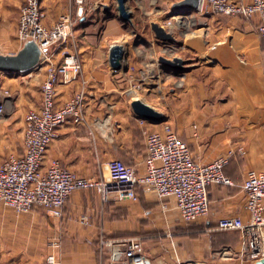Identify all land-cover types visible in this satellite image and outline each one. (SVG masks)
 <instances>
[{
	"label": "crops",
	"instance_id": "crops-1",
	"mask_svg": "<svg viewBox=\"0 0 264 264\" xmlns=\"http://www.w3.org/2000/svg\"><path fill=\"white\" fill-rule=\"evenodd\" d=\"M108 1L87 0L80 19L73 0L42 1L46 26L68 15L74 18L76 27L68 47L83 59V77L59 84L56 103L64 105L81 90L86 94V123L69 121L58 129L45 166L59 161L63 168L93 179L108 175L111 160L143 171L144 131L160 126L137 118L131 103L139 98L165 114L166 123L190 146L198 162L208 164L232 154L225 173L234 186L210 188V214L192 226L181 224L175 209L163 211L156 195L143 192L138 202L104 204L94 191H78L61 218L43 210L17 215L4 208L0 212V264H48L50 258L54 264H124L123 257L114 262L109 253L100 251L102 235L118 242L121 251L131 239L141 240L152 264H251L240 255L241 234L218 231L217 225L227 216L249 218L245 175L264 169L260 17L196 12L202 27L193 30L194 22L185 18V10L174 9L183 0H128L132 23H126L119 15L116 20L109 18L110 8L109 13L103 10V5L109 7ZM23 5L24 0H0L2 54L15 55L23 47L17 34ZM98 5L102 9L97 10ZM154 23L173 33L177 44L158 40ZM111 38L124 41L119 44L126 52L120 72L109 63L110 49L116 45L109 42ZM160 57L182 58L189 70L177 75L160 64ZM45 77L46 67L25 75L0 72V104L4 106L0 165L11 154L23 152L25 114L41 107ZM82 214L89 215L90 226L78 222Z\"/></svg>",
	"mask_w": 264,
	"mask_h": 264
},
{
	"label": "built area",
	"instance_id": "built-area-1",
	"mask_svg": "<svg viewBox=\"0 0 264 264\" xmlns=\"http://www.w3.org/2000/svg\"><path fill=\"white\" fill-rule=\"evenodd\" d=\"M42 1L24 0L17 34L22 44L31 39L41 51L49 49L43 52L41 62V67H46L41 85L43 99L39 109L25 114L23 152L11 154L0 165V212L7 208L22 215L43 210L61 218L67 202L78 191H94L104 204L138 202L143 192L156 195L162 201L163 211L175 209L183 223L196 224L207 219L210 188L234 186V181L225 173L232 154L220 156L208 164L200 163L190 146L168 123L159 125V130L144 131L146 155L141 172L120 160L107 164L108 175L102 179L81 177L63 168L59 161L45 166L48 147L57 138L58 129L69 121L75 125L86 123V94L81 90L64 105L56 103L59 84H69L83 77V61L77 52L68 49H63L59 55L56 53L55 47L63 46L72 38L76 21L68 15L53 26H46ZM86 3L87 0H73L77 19L83 17ZM204 9L227 17L259 16L261 22L257 30L264 51V0H252L250 4L243 0H202L201 10ZM3 112L4 106L0 104V115ZM243 190L249 218H221L217 229L239 232L242 237L240 255L255 264L264 259V169L247 171ZM77 220L82 226H90L88 214L80 215ZM99 246L114 262L123 257L124 264H152L139 239H131L121 251L118 242L108 241L102 235ZM48 264L54 261L50 258Z\"/></svg>",
	"mask_w": 264,
	"mask_h": 264
},
{
	"label": "water",
	"instance_id": "water-1",
	"mask_svg": "<svg viewBox=\"0 0 264 264\" xmlns=\"http://www.w3.org/2000/svg\"><path fill=\"white\" fill-rule=\"evenodd\" d=\"M117 11L122 21L126 23H132V13L129 11L127 2L128 0H116ZM202 0H183L174 5V9L177 11L188 10L185 15L189 16L192 12L201 11ZM104 10L109 13V7L103 5ZM152 29L155 32L156 38L168 44H177V39L165 27L159 24H152ZM49 49L41 51L38 45L31 39L27 40L22 49L15 55H5L0 53V72L29 74L32 71L41 67L43 60V52L47 53ZM126 58V52L122 45H113L110 49L109 63L111 68L120 72L124 70V61ZM160 64L168 69L175 71L177 75L182 76L189 69L186 61L182 58L175 57L172 60L166 57L159 58ZM126 70V69H125ZM131 108L139 120L145 121L152 125H161L167 122V118L164 113L156 110L152 106L143 102L141 99H134L131 103ZM255 264H264V259L258 260Z\"/></svg>",
	"mask_w": 264,
	"mask_h": 264
},
{
	"label": "rangeland",
	"instance_id": "rangeland-1",
	"mask_svg": "<svg viewBox=\"0 0 264 264\" xmlns=\"http://www.w3.org/2000/svg\"><path fill=\"white\" fill-rule=\"evenodd\" d=\"M116 0H109L108 1V5H109V8H110V19L111 20H116V16H118L119 15V13H118V11H117V7H116ZM127 5H129L128 4V2H127ZM96 9L97 10H100V9H102V7H101V5H98V6H96ZM103 10H104V8H103ZM184 13H187L188 12V10H185V11H183ZM193 13H196V12H192V14H191V16H187V15H185V16H187V17H185L186 19H188L189 21H192V22H194V25H192V27H190V29H193V30H196V29H198V28H200V27H202V25L201 24H198V22H197V20H198V18H197V14H193ZM199 13H201V14H210L211 12H209L208 10H206V9H204V10H201V11H199ZM176 14L177 13H175V16H176ZM211 14H213V13H211ZM178 15V14H177ZM177 17V16H176ZM175 18V17H174ZM167 29V28H166ZM75 31V30H74ZM133 39V38H132ZM131 39V40H132ZM109 42H111V43H115V44H122V42H124L123 41V39H120L119 40V38L118 39H113V38H111L110 40H109ZM121 42V43H120ZM68 45H69V41H68V43H66V44H64L63 46H57V47H55V51H56V53L59 55V53L63 50V49H68L69 51H70V49H69V47H68ZM57 58V57H56ZM81 58V57H80ZM83 60V59H82ZM3 117L4 116H2V117H0V120H2L3 119ZM95 196H93V198H94ZM97 202H98V204L100 205L101 204V202H100V200L97 198ZM102 205V204H101ZM103 206V205H102ZM39 211H41V210H39ZM47 220H48V223H50L49 221H50V219L49 218H47ZM179 222H181V224H183V225H190V226H192L193 224H186V223H183L182 221H180L179 220ZM233 236H234V234H232ZM236 238H238L239 239V235L236 233Z\"/></svg>",
	"mask_w": 264,
	"mask_h": 264
}]
</instances>
